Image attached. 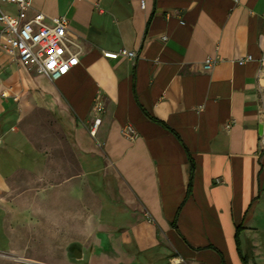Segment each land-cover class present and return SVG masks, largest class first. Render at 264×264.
Listing matches in <instances>:
<instances>
[{
  "label": "crops",
  "instance_id": "1",
  "mask_svg": "<svg viewBox=\"0 0 264 264\" xmlns=\"http://www.w3.org/2000/svg\"><path fill=\"white\" fill-rule=\"evenodd\" d=\"M142 1L33 0L81 49L56 81L0 51V252L264 264V0Z\"/></svg>",
  "mask_w": 264,
  "mask_h": 264
},
{
  "label": "built area",
  "instance_id": "2",
  "mask_svg": "<svg viewBox=\"0 0 264 264\" xmlns=\"http://www.w3.org/2000/svg\"><path fill=\"white\" fill-rule=\"evenodd\" d=\"M33 0H0V51L8 55L17 63L34 70L38 75L56 81L69 74L80 63V46L70 37L68 20L65 16L55 17L51 23L45 21L42 13L28 16V10ZM14 7L15 14L2 10V6ZM144 6V0L142 1ZM163 40H166L164 37ZM103 57L110 60L126 58L134 60L136 52L121 49L117 52L104 51ZM252 55L239 58L236 62L244 65L253 61ZM218 59H207L204 70L211 71ZM264 62V59H261ZM259 75L264 79V67L260 68ZM0 96L6 97L3 92ZM96 116L90 133L95 135L100 125V116L105 107L101 100L94 102ZM262 125L264 126V104L262 109ZM121 133L130 141L138 138L135 128L128 124L122 127ZM181 259H172L170 264H179Z\"/></svg>",
  "mask_w": 264,
  "mask_h": 264
},
{
  "label": "rangeland",
  "instance_id": "3",
  "mask_svg": "<svg viewBox=\"0 0 264 264\" xmlns=\"http://www.w3.org/2000/svg\"><path fill=\"white\" fill-rule=\"evenodd\" d=\"M33 255V253H32ZM52 259H22L14 254L0 252V264H65V259L61 252L50 254Z\"/></svg>",
  "mask_w": 264,
  "mask_h": 264
},
{
  "label": "trees",
  "instance_id": "4",
  "mask_svg": "<svg viewBox=\"0 0 264 264\" xmlns=\"http://www.w3.org/2000/svg\"><path fill=\"white\" fill-rule=\"evenodd\" d=\"M191 166H192L191 170H192V172H193V167H194V166H193V163H192V161H191Z\"/></svg>",
  "mask_w": 264,
  "mask_h": 264
}]
</instances>
